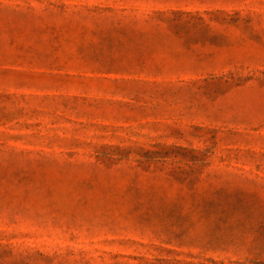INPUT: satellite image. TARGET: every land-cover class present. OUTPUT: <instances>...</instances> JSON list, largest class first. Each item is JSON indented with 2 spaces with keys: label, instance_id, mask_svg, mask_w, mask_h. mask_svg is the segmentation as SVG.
Here are the masks:
<instances>
[{
  "label": "rangeland",
  "instance_id": "374dc122",
  "mask_svg": "<svg viewBox=\"0 0 264 264\" xmlns=\"http://www.w3.org/2000/svg\"><path fill=\"white\" fill-rule=\"evenodd\" d=\"M0 264H264V0H0Z\"/></svg>",
  "mask_w": 264,
  "mask_h": 264
}]
</instances>
